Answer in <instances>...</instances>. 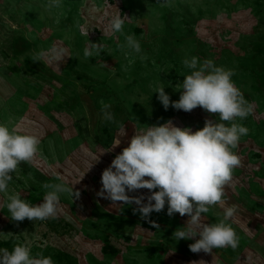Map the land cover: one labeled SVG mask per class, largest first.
Segmentation results:
<instances>
[{"label":"rangeland","instance_id":"374dc122","mask_svg":"<svg viewBox=\"0 0 264 264\" xmlns=\"http://www.w3.org/2000/svg\"><path fill=\"white\" fill-rule=\"evenodd\" d=\"M115 15L128 17L122 33L109 28ZM127 35L140 53L127 47ZM191 57L232 69L253 108L236 121L249 133L233 149L240 165L225 186L226 204L202 217L217 222L223 207L235 205L236 249L193 253L194 240L173 238L186 215L169 217L166 205L142 219L135 204L96 195L102 171L140 125L172 120L196 131L216 120L200 107L165 111L154 93L164 86L178 101L176 86L189 74L183 60ZM0 123L40 138L9 194L39 205L49 190L44 184L80 192L79 199L60 195L55 218L22 222L11 220L0 193V232L12 234L0 247L27 244L54 264H264V0H62L50 10L46 0H0ZM140 194L150 193L129 195Z\"/></svg>","mask_w":264,"mask_h":264},{"label":"clouds","instance_id":"9594fccd","mask_svg":"<svg viewBox=\"0 0 264 264\" xmlns=\"http://www.w3.org/2000/svg\"><path fill=\"white\" fill-rule=\"evenodd\" d=\"M62 0H46V8H59ZM125 15L112 16L109 28L122 33ZM126 45L136 53L141 45L134 35L126 36ZM95 46V44H94ZM98 47V46H97ZM183 65L189 70L183 82L176 86L180 92L178 101H171L165 87L154 93L165 111L191 112L197 107L209 114H217L216 120L206 119L201 129L180 128L172 120L162 124L141 126L127 139L125 147L115 155L110 165L101 173L102 187L96 195L112 202V205H132L148 219L151 213L163 211L167 205L169 217L179 213L187 216L183 227L173 233L175 240H194L189 245L193 253H212L214 249L239 246V237L230 223L235 216V205L223 207V218L217 222H204L202 217L212 206L225 205V186L240 165L239 156L233 151L249 129L237 119L244 120L252 113V105L236 87L232 69L218 66L211 59L200 61L198 57L185 58ZM103 117L113 121V114L106 110ZM40 138L22 133L15 127L0 123V193L7 194V211L11 220L22 222L45 221L55 218L59 211L60 195L67 193L79 199L80 192L64 183L44 184L49 189L39 205L28 202L19 192L9 194L13 174L21 163H30L39 151ZM147 189L149 195H129ZM154 227L158 225L153 224ZM11 233L0 232V239ZM0 264H54L51 256L32 254L27 244L17 243L11 250L0 247Z\"/></svg>","mask_w":264,"mask_h":264}]
</instances>
